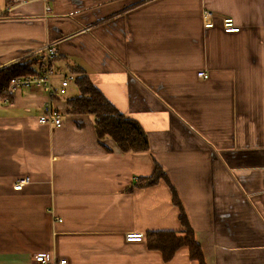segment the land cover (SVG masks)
<instances>
[{
	"label": "crops",
	"instance_id": "crops-1",
	"mask_svg": "<svg viewBox=\"0 0 264 264\" xmlns=\"http://www.w3.org/2000/svg\"><path fill=\"white\" fill-rule=\"evenodd\" d=\"M49 43L55 83L85 73L149 150L123 154L70 113L75 81L56 100L58 129L38 124L41 88L16 93L0 108V264H198L186 248L166 261L147 247L148 232L182 230L167 183L139 187L156 164L206 264H264V0H0V71Z\"/></svg>",
	"mask_w": 264,
	"mask_h": 264
},
{
	"label": "trees",
	"instance_id": "trees-1",
	"mask_svg": "<svg viewBox=\"0 0 264 264\" xmlns=\"http://www.w3.org/2000/svg\"><path fill=\"white\" fill-rule=\"evenodd\" d=\"M37 62L35 59L25 60L1 70L0 85H5L11 78L35 73ZM73 73L77 76L75 84L80 95L68 98L69 112L73 115L93 117L97 136L100 139L106 138L113 141L123 154H141V152L148 151L149 139L143 127L136 120L118 111L91 83L85 73L79 70ZM155 167L154 173L150 177L142 179V184H139V187L147 188L156 186L161 181L166 182L173 195V204L179 209V222L182 225V230L148 232L147 247L162 253L166 261L171 260L178 249L186 248L190 253L191 260L198 264H206L204 252L195 237L180 196L168 180L166 172L157 164Z\"/></svg>",
	"mask_w": 264,
	"mask_h": 264
},
{
	"label": "built area",
	"instance_id": "built-area-1",
	"mask_svg": "<svg viewBox=\"0 0 264 264\" xmlns=\"http://www.w3.org/2000/svg\"><path fill=\"white\" fill-rule=\"evenodd\" d=\"M18 4L25 2L26 0H14ZM47 1V0H44ZM145 2H150L152 0H143ZM46 12H49V8L46 7ZM215 15L206 11L203 13V22L206 30L213 28L215 22ZM222 25L225 33H237L240 28L235 25V22L230 17H222ZM58 49L54 43L44 44L40 46L37 51L27 54L23 57L32 58L38 61L39 66L35 69V73L24 75V77L11 78L5 85H0V108L7 107L13 104V98L16 93L24 91V89L36 87L41 88L46 96V103L42 109V115L38 119V124L45 125L50 128H61L63 125V114L57 105V98H62L67 95L68 88L71 83L75 81V76L69 74L66 77H62L58 84L55 83L54 79L56 76V71L52 66L53 60L57 57ZM15 60L14 63H17ZM199 78L207 80L209 75L207 72L201 71L198 74ZM29 182L28 178L18 181L14 184V189L19 191L24 188ZM53 222H61V219L53 216ZM125 240L129 242H144V234L129 232L125 235ZM35 260L39 264H66V260L59 261L58 263H51L45 255L34 256Z\"/></svg>",
	"mask_w": 264,
	"mask_h": 264
},
{
	"label": "rangeland",
	"instance_id": "rangeland-1",
	"mask_svg": "<svg viewBox=\"0 0 264 264\" xmlns=\"http://www.w3.org/2000/svg\"><path fill=\"white\" fill-rule=\"evenodd\" d=\"M70 94L72 95V91H71V92H69V95H70ZM67 96H68V94H67Z\"/></svg>",
	"mask_w": 264,
	"mask_h": 264
}]
</instances>
